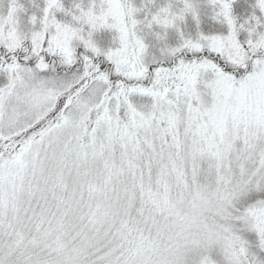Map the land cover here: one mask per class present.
<instances>
[{"label": "snow or ice", "instance_id": "obj_1", "mask_svg": "<svg viewBox=\"0 0 264 264\" xmlns=\"http://www.w3.org/2000/svg\"><path fill=\"white\" fill-rule=\"evenodd\" d=\"M0 264H264V0H0Z\"/></svg>", "mask_w": 264, "mask_h": 264}, {"label": "rangeland", "instance_id": "obj_2", "mask_svg": "<svg viewBox=\"0 0 264 264\" xmlns=\"http://www.w3.org/2000/svg\"><path fill=\"white\" fill-rule=\"evenodd\" d=\"M205 14L207 13V9H203L202 10ZM189 24H190V22H189ZM189 30H191L190 28H189Z\"/></svg>", "mask_w": 264, "mask_h": 264}]
</instances>
